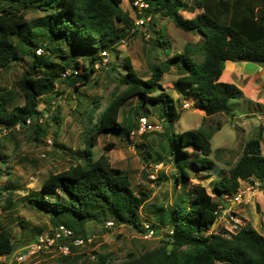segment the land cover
Wrapping results in <instances>:
<instances>
[{"label": "trees", "instance_id": "obj_1", "mask_svg": "<svg viewBox=\"0 0 264 264\" xmlns=\"http://www.w3.org/2000/svg\"><path fill=\"white\" fill-rule=\"evenodd\" d=\"M122 1L0 0V69L19 60L20 48L13 42V38L20 45L27 46L32 59L31 66L17 82L23 104L9 108L0 97V129H12L17 124L24 127L28 119L36 124L41 116L39 102L44 96L55 93L56 82L74 86L75 90L86 86L91 81L95 65H102L104 56L101 52L116 51L126 37L138 32V27L146 24V29L153 36L150 39L151 50L167 56L164 61L153 65L149 78L145 80L134 72L127 59L123 60L120 68L125 74L119 81L125 86V90L100 112L98 100H91L92 106L86 113L83 129V155H78L80 159L68 169L51 174L43 181L41 193L44 198H32L34 206L52 215L51 224L54 229L65 227L71 232L70 238L78 236L85 240L84 233L78 234L77 224L80 225L85 220L95 221L100 217H110L116 225H128L138 232L147 233L136 218L149 201L150 194H136L129 176L123 170L113 167L105 155L93 159L90 152L96 145L97 138L103 134H130L133 127L138 129L141 117L132 121L127 116L126 127L119 121V112L125 102L138 97L139 105L134 108V115H138L140 107L147 102L160 103L164 112L168 111L170 114V119L178 121L181 115L177 111L178 100L160 88L163 75L175 68L177 78L173 87L182 100L193 101L192 108L202 111L206 118L228 114L230 103L238 99L242 92L235 85L219 80L224 71V63L264 61V0H193L191 6L185 0H140L147 5L140 12L134 6L136 0H127L131 8L138 12L136 18L143 20L139 26L121 8ZM19 8H33L47 16L49 40L57 47L63 40L68 48L65 52L58 51L62 54L58 56L62 61L60 64L51 61V51L55 53V46H48L49 52L46 55L35 54L36 47L30 38L28 22ZM195 9H200L201 12L191 19L180 14L181 11L193 12ZM164 18L170 20L176 29L198 35L200 42L185 45L182 52L169 53L171 44L159 26V20ZM84 51L90 56L87 68L85 64L74 60L73 56H66ZM198 52L203 55L200 62L194 60ZM66 57L72 61V68L75 70L69 76L62 77V71L69 67ZM155 60L158 61L156 58ZM43 69L49 73L40 74ZM78 69H82V72H77ZM181 106L180 103V108ZM214 127L218 129L220 123H216ZM42 133V128L36 127L35 136ZM205 134L206 132L191 130L182 132L174 142L179 155L174 161L168 159L171 151L166 149V142L161 145L159 153L154 152V158L149 154L148 158L153 159V163H163L160 156L165 153L166 162H173L176 170L175 185L180 188V177L186 183L192 175L208 179L214 170V163L209 159L214 151ZM113 146L109 143L103 149L110 151ZM260 147L259 138L246 141L239 159L228 166L224 175L219 174L216 180L211 181L210 193L201 183L187 186V198H180V205L175 206L171 213L169 210L158 211L155 214V226H149L154 234L155 229L169 224L171 229L168 231V242L137 256L128 253L125 261L120 264H264V238L253 227L240 225L234 232L224 228L218 230L217 224L212 229L213 223L218 222L220 213L225 210L220 203L237 194L240 181L250 178L264 181V155ZM0 163L3 164L4 161ZM3 173L0 169V178ZM5 173L8 178L10 172L7 168ZM160 181L162 179L159 178L158 182ZM5 187L11 188L9 182ZM0 190L4 189L0 187ZM59 192L66 196V201H48L47 197ZM183 203L186 205H182ZM9 205L8 199L4 209ZM101 206L106 210L102 211ZM256 211L259 212L258 207ZM61 217L63 225L59 224ZM53 233L54 231L51 237ZM74 241L78 240L75 238ZM38 245L36 240L33 244L18 248L0 230V256H6L7 259ZM166 245L169 247L164 248ZM97 261L96 264H110L107 255H97Z\"/></svg>", "mask_w": 264, "mask_h": 264}, {"label": "rangeland", "instance_id": "obj_2", "mask_svg": "<svg viewBox=\"0 0 264 264\" xmlns=\"http://www.w3.org/2000/svg\"><path fill=\"white\" fill-rule=\"evenodd\" d=\"M185 2L192 5L193 0H185ZM121 8L127 11L132 19L138 15V12L131 8L127 0L122 1ZM19 10L25 14L28 22L31 31L30 38L36 47L35 54L46 55L49 52L47 47L55 46V53L51 51V61L54 64H60L62 61L58 56L62 54L59 52H65L68 48L64 45L63 40L60 41L62 43L58 47L49 40L46 27L47 16L33 8H19ZM180 14L186 19L193 18V14L186 11H181ZM145 26L146 24L138 27L136 34L131 33V36L126 37L116 51L107 50L105 65L94 68L91 81L86 86L75 90L74 86L56 82L55 93L44 96L39 102L38 110L41 112V116L36 123L37 125L32 123L29 126L19 128L14 126L12 129H0V161H4L3 164L0 163V169L4 172L0 178V187L4 189L0 190V230L5 232L18 248L33 244L40 238L43 239L40 248L31 247L29 251L22 254L15 253L8 259L6 256H0V264H96L99 254L107 255L110 264H120L125 261V256L128 253L137 256L168 242V231L171 229L169 224L158 230L155 229L154 234L149 236L147 233L138 232L128 225H116L110 217H100L95 221L85 220L80 225L77 224L78 234L84 233L86 235L85 240L78 236L58 240L59 245L72 247L68 255H63L56 246H50L47 243L52 236V231H54L51 224L52 215L48 211L34 206L31 202L32 198H44L41 193V185L49 175L68 169L80 159L78 155H83L85 151L83 129L86 113L92 106L91 100L93 98L98 100V112H100L115 96L120 95L125 90V86L121 85L119 81L125 74V71L120 68L123 60L127 59L134 72L145 80L149 78L153 65L166 59L167 56H162L161 53L151 50L152 42L150 39L153 36ZM159 26L163 29L166 40L171 44L169 53L182 52L185 45H194L198 40L200 42L196 34L184 33L176 29L168 19H160ZM13 42L18 44L20 48L19 60L5 69H0V97L6 101L9 108L23 104L17 82L32 64L27 46L20 45L19 41L14 38ZM39 50L41 51L39 52ZM76 54H66V56H73L74 60H77L79 64H85L87 68L90 58L88 53L84 51ZM67 57L65 60H67L69 67L62 71V77L63 74L72 73L75 70L72 68V61ZM202 59L203 55L199 52L194 57L196 62H200ZM175 71V68H172L163 75L160 88L178 100L177 111L181 114L178 121H172L170 114L168 111L164 112L160 103L147 102L140 107L139 114L134 115L132 112L139 105L138 97L135 96L121 107L119 121L122 122L123 127H126L127 116H130L132 121H137L139 117H145L152 125V130L140 134L137 127H133L130 134H103L97 138L96 145L90 149L93 159L105 155L113 167L123 170L129 176L136 194H150L149 201L139 211L136 218L142 226L145 224L155 226V214L160 210H169L171 213L175 206L180 205V198L183 196L187 198L185 193L187 186L201 183L210 193L211 181L215 179V174L217 175L216 170H213L208 179L196 178L192 175L188 183L180 177V186H182L180 188L175 185L176 170L173 167V162H166L165 153H162L163 155L160 153L163 163H153V159H149L148 154L154 158L156 156L154 152L159 153L161 145L166 142V149L171 151L168 159L174 161L179 157L174 144L178 136L187 130L201 133L204 130L211 150L214 151L209 159L219 167L223 160L230 163L236 162L241 156L243 143L249 139L247 135L234 127L235 124L231 115L238 119L242 118L244 113L237 106V99L232 101L228 114L213 115L212 119L191 113L189 109H192L191 105L193 106L194 102L182 100L181 96L179 97L174 91L173 82L177 78ZM77 72L81 73L82 69H78ZM45 73L47 74L49 71L43 69L40 72L42 75ZM186 103L188 106L184 108ZM216 123H220V127L218 129L215 127L214 131L212 127ZM36 127H41L43 133L35 136ZM109 143L114 145L113 149L104 151V146ZM220 147L228 150L229 154H226L224 150L215 151ZM6 168L10 172L8 178L5 173ZM159 178L162 181L158 182ZM7 182L11 188L5 187ZM47 198L49 202L67 200L62 192ZM8 199L10 205L4 209ZM229 199L239 203V197L235 194L224 199L220 204H228L226 200ZM182 205L186 204L183 203ZM252 206L251 202L249 207H244L243 214L251 221L250 225H253L255 221L251 212ZM100 208L102 211L106 210L102 206ZM235 210L233 208L228 213L222 211L218 222L212 229L214 230L219 223L218 230L224 228L235 232L238 229L233 228L236 222L233 221L237 212ZM241 218L244 220L243 217ZM59 220V224L63 225L62 217ZM243 225L249 226L247 223ZM238 226L237 221L236 227ZM255 226L258 233L264 238V224L258 220ZM75 238L79 241L77 245L74 244ZM168 247L166 245L164 248Z\"/></svg>", "mask_w": 264, "mask_h": 264}, {"label": "crops", "instance_id": "obj_3", "mask_svg": "<svg viewBox=\"0 0 264 264\" xmlns=\"http://www.w3.org/2000/svg\"><path fill=\"white\" fill-rule=\"evenodd\" d=\"M200 12V9H195L193 12L187 13L193 14L194 17V15ZM197 43H199V40ZM219 80L224 83L235 85L242 92V95L237 99V106L243 110L244 113L242 114V118L238 119L234 115H231L235 124L234 127L241 133L247 135L249 139L259 138L261 153L264 155V70L251 62L227 61L224 63V71ZM189 111L191 113H197L200 117H203L204 115L202 111L193 108L189 109ZM211 117H207V119H212ZM238 120L239 122L237 123ZM212 128L215 131V127ZM203 132L205 131L203 130ZM245 142L243 143V146ZM219 150H224L226 154H229L228 150L226 151L221 147ZM222 162L223 163H221V166L219 167L214 164V170L217 172V175L215 174L214 176V180L219 177V174L224 175L228 166L235 163H230L229 161L224 162V160ZM239 187L238 193L236 194L239 197V203L230 199L226 200V202L228 201V204H224L225 210L223 213H228L235 208V211L237 212L233 221H238L239 225H243L244 223L250 225L251 221H249L243 214L244 207H249L252 202L253 206L251 212L255 221L253 222V225L250 226L257 231L255 226L257 221L259 220L261 224H264V181L259 182L256 179L250 178L247 181H240ZM257 207L259 208V212L256 211ZM241 217H243L244 220Z\"/></svg>", "mask_w": 264, "mask_h": 264}, {"label": "built area", "instance_id": "obj_4", "mask_svg": "<svg viewBox=\"0 0 264 264\" xmlns=\"http://www.w3.org/2000/svg\"><path fill=\"white\" fill-rule=\"evenodd\" d=\"M134 6L137 8V10H138V12H140V10L142 9V8H146L147 7V5L146 4H144L142 1H140V0H136L135 2H134ZM134 21H135V25L136 26H139V25H141L142 23H143V20L142 19H137V18H134ZM41 50H39V52H40ZM101 55L102 56H104V59H103V62H102V65H105V63H106V56H107V51H103V52H101ZM100 65H98V64H96L95 65V68H98ZM70 73L71 72H67L66 74H63V77H65V76H69L70 75ZM73 73H75L76 74V72H73ZM185 107H187V104H185L184 105V108ZM139 124H138V131H139V133L140 134H143V133H146V132H149V131H151L152 130V125L146 120V118H143V117H141V118H139ZM32 124V122H31V120H26V126H29V125H31ZM20 127V125H15V128H19ZM144 228L146 229V231H147V234L149 235V236H151V235H153V230H151L150 228H149V225L148 224H145L144 225ZM233 228H236V224L235 225H233ZM172 233H171V231L169 232V235H171ZM71 232H69L65 227H62V226H59V227H57V228H55L54 229V233H53V237H51L50 238V240H48L47 241V243L50 245V246H56V248L60 251V253H62L63 255H68L69 254V248H68V246H64V245H59L58 243H57V240L58 239H61V238H70L71 236ZM43 242V239L42 238H40L39 240H38V246H37V248H40V246H41V243ZM79 241H76L75 242V244L77 245V243H78Z\"/></svg>", "mask_w": 264, "mask_h": 264}, {"label": "water", "instance_id": "obj_5", "mask_svg": "<svg viewBox=\"0 0 264 264\" xmlns=\"http://www.w3.org/2000/svg\"><path fill=\"white\" fill-rule=\"evenodd\" d=\"M255 64L264 70V61H258V62H255ZM214 225L215 223H213L212 228L214 227Z\"/></svg>", "mask_w": 264, "mask_h": 264}, {"label": "clouds", "instance_id": "obj_6", "mask_svg": "<svg viewBox=\"0 0 264 264\" xmlns=\"http://www.w3.org/2000/svg\"><path fill=\"white\" fill-rule=\"evenodd\" d=\"M186 104H187V103H186ZM187 106H188V104H187ZM219 218H220V217H219ZM219 218H218V219H219ZM235 224H236V222H235ZM235 224H234V225H235ZM239 226H240V225H239Z\"/></svg>", "mask_w": 264, "mask_h": 264}]
</instances>
